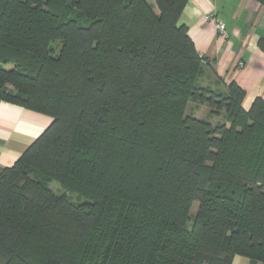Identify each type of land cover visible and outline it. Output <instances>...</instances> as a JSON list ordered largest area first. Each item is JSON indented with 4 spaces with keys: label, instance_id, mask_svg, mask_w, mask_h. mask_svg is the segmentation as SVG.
Instances as JSON below:
<instances>
[{
    "label": "trees",
    "instance_id": "1",
    "mask_svg": "<svg viewBox=\"0 0 264 264\" xmlns=\"http://www.w3.org/2000/svg\"><path fill=\"white\" fill-rule=\"evenodd\" d=\"M188 1L0 0V102L52 119L0 167V264H264V99L208 74Z\"/></svg>",
    "mask_w": 264,
    "mask_h": 264
},
{
    "label": "crops",
    "instance_id": "2",
    "mask_svg": "<svg viewBox=\"0 0 264 264\" xmlns=\"http://www.w3.org/2000/svg\"><path fill=\"white\" fill-rule=\"evenodd\" d=\"M210 14L223 22L227 37L206 20ZM179 24L187 27L198 54L209 59L208 74L246 91V110L264 99V5L258 0H189ZM51 123L48 116L0 102V167L12 166ZM233 264L250 261L236 257Z\"/></svg>",
    "mask_w": 264,
    "mask_h": 264
},
{
    "label": "rangeland",
    "instance_id": "3",
    "mask_svg": "<svg viewBox=\"0 0 264 264\" xmlns=\"http://www.w3.org/2000/svg\"><path fill=\"white\" fill-rule=\"evenodd\" d=\"M188 112L193 113L196 117H198L200 119H208L214 124H216L220 121H223V116L220 115V116L210 117V116H208L209 115L208 114L209 108H207L205 106H197V104H194V103L189 104ZM50 188L57 196L65 197V198H67L68 201H70L71 203H74V204H81V203H85V202L90 201L88 198L83 197L76 192H72V191L64 188L63 186H61L59 183H57L55 181H52L50 183ZM198 207H199V203L195 202L193 207H192V210H191L192 215L197 213Z\"/></svg>",
    "mask_w": 264,
    "mask_h": 264
},
{
    "label": "built area",
    "instance_id": "4",
    "mask_svg": "<svg viewBox=\"0 0 264 264\" xmlns=\"http://www.w3.org/2000/svg\"><path fill=\"white\" fill-rule=\"evenodd\" d=\"M206 20H212V21H214L215 27H216L217 31L220 34H222L225 37H227L226 29H225V26H224V24H223L222 21L217 20L213 14H210V15L206 16ZM239 66L240 67H244V64L243 63H240Z\"/></svg>",
    "mask_w": 264,
    "mask_h": 264
}]
</instances>
